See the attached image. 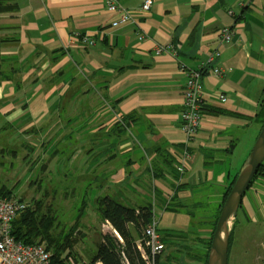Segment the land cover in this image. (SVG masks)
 I'll list each match as a JSON object with an SVG mask.
<instances>
[{
	"label": "crops",
	"instance_id": "1",
	"mask_svg": "<svg viewBox=\"0 0 264 264\" xmlns=\"http://www.w3.org/2000/svg\"><path fill=\"white\" fill-rule=\"evenodd\" d=\"M143 1L119 0L133 22L113 27L119 15L105 0H15L17 9L0 18V37L11 39L2 43L1 53L25 66L18 73L20 88L11 81L0 84V114L29 128L51 123L62 135H88L86 140H93L86 159L89 181L119 185L127 201L134 200L130 203L145 204L160 190L165 199L173 197L177 216L189 203L202 206L206 197L212 210L202 232L208 237L224 192L261 129L255 114L264 99V0H153L148 12L140 9ZM224 29L233 32L230 42L221 37ZM77 33L93 44L79 41ZM169 43L175 55L157 52ZM215 51L220 55L210 64ZM214 66L222 74H215ZM202 67L207 100L200 129L188 139L181 129L183 92L187 72ZM84 76L90 90L73 82ZM70 88L79 94L61 100ZM94 94L106 105L93 101ZM123 116H129L128 126ZM116 122L126 129L115 128ZM95 141H102L101 149ZM186 149L183 175L154 179L149 173L151 162L161 161L166 151L178 159ZM176 185L181 186L175 192ZM256 223L264 225V176L242 198L231 252L238 229L247 236V225Z\"/></svg>",
	"mask_w": 264,
	"mask_h": 264
},
{
	"label": "rangeland",
	"instance_id": "2",
	"mask_svg": "<svg viewBox=\"0 0 264 264\" xmlns=\"http://www.w3.org/2000/svg\"><path fill=\"white\" fill-rule=\"evenodd\" d=\"M87 77H81L82 79L78 81L82 83L83 78ZM91 88L89 82L84 83L83 90H90ZM71 91L66 94V98L71 97ZM92 96L93 101L105 104L106 99L103 100L100 95L94 94ZM2 118L3 116L0 114V186L4 185L14 189L15 197L21 198L27 204V207L39 204L44 214L54 217L56 233L66 232L72 227L77 229L74 236L78 242L74 248L78 260L90 261L97 251V245L103 233H107L113 228L103 226L105 221L96 210L95 199L97 196L109 194L115 200L127 206H137L130 203L134 200L128 202L129 198L123 195L120 186L112 182L107 185L104 183V188L100 185L101 182L89 181L86 159L88 160L87 152L91 146L90 141L93 140H86L89 138L88 135L86 138L82 136L76 138V140H71L70 150H67L70 152L75 148L77 152H72V157H75L74 155L76 157L67 159L71 160L68 162L62 159L59 160V156L51 158L50 152L53 143L57 144L60 150L66 149L64 146L67 145V142H62L63 146L58 144L59 134L53 137L54 132H57L55 124L30 126L29 128V124L9 123ZM51 125L52 127L49 130L38 134V129ZM95 142L101 143L102 141ZM100 143H97L96 149L102 148L103 143ZM98 144H100L99 148ZM32 146L33 148H31ZM68 153L65 156L69 155ZM95 157L97 158L98 155ZM154 194L155 191L151 194L152 204ZM156 198L155 196V200ZM204 199L202 206L189 203L183 210H179L183 213L177 216L173 212L175 210L168 209V212H166L163 206L158 202L156 203L158 210L164 212L161 217L162 228L160 227L162 234L168 237L172 233L176 234L170 237L161 254L160 259L165 264L198 263L194 259L195 253L198 251L201 253L206 247L209 236L204 237L202 229L208 221L206 217L210 216L212 210V206L207 203L206 197ZM83 200L85 207L83 209L84 213L81 215L79 209ZM141 202L143 201H136L137 204ZM186 210L189 213L192 211L194 214L186 213ZM208 210L210 211L208 212ZM201 215L203 217L198 219ZM263 226L258 223L247 225V236L239 229L236 230V242L233 252L228 256V264H264ZM182 234L185 236H182ZM246 237H250L252 245L243 251L250 242L246 241ZM186 249L187 253H185ZM189 253L193 254L190 255ZM246 253L249 257H246ZM169 257L171 259H168ZM70 262H72L71 259Z\"/></svg>",
	"mask_w": 264,
	"mask_h": 264
},
{
	"label": "trees",
	"instance_id": "3",
	"mask_svg": "<svg viewBox=\"0 0 264 264\" xmlns=\"http://www.w3.org/2000/svg\"><path fill=\"white\" fill-rule=\"evenodd\" d=\"M16 9H17V4L15 3V0H0V18L2 15H4L7 12L13 13ZM9 40H11L9 39V37H0V84L3 81H11L14 84V87L18 89L22 86L21 81H19L20 75H18V73L23 72L24 69L23 67L25 66V64L22 65L19 63L16 64L14 58L12 60L2 55L1 53L2 43ZM59 76H60V72L56 73L54 77L51 79V81H53L54 83L59 79ZM76 80L73 82L76 83L80 79H76ZM79 82L81 83V81ZM86 82H88V79L83 78L82 83L79 86H83L84 83ZM69 91L72 92L71 97L66 98V94ZM68 92L62 96L61 100L67 99L70 101V99L74 98L77 94H79L80 90L75 91L70 88ZM203 109H204V105L202 106V110ZM128 118L129 116L121 117L122 122L125 123L126 126H128L127 125ZM255 120L262 127L264 123V99H262V101L260 102L258 110L255 114ZM114 126L115 128L126 129L119 122H116ZM46 128L47 127H41L40 129H38L37 130L38 134L43 133ZM58 134L60 135V140L57 141L58 144L62 145V142H67V145L64 146L66 149L60 150L58 145L53 143L52 150L50 152L51 158H54L55 156L57 158L59 156L60 157L59 160L62 159L69 162L71 160H67V159H73L76 157V155H74L75 157H72V152L75 151V148L70 152L68 151L70 150V145L72 144L71 140L74 139L76 140V138L74 137V134L69 133L67 135H62L60 132L59 133L54 132L53 137H55V135ZM95 140H102V139H95ZM110 140L111 139H108L107 141H109L110 143L113 142ZM117 142H115L114 145L110 144L111 145L110 147H116ZM31 148H33V146ZM92 151L93 149L88 150V152H92ZM66 153H68L69 155L65 156ZM178 160L179 158L177 159V156H174L173 154L168 153L166 151L164 154H162L161 161L153 160L151 162V169L149 173L152 175L154 179L155 178L163 179L165 173L167 174H174V172L178 173L175 167V162ZM160 162L162 163L159 164ZM260 176H264V163L259 168L251 185ZM236 177L228 184L224 192L223 199L215 214L214 220L212 221L211 234L209 235L205 249L201 251V253H199V251L195 253L194 259L198 261V263L196 264H208V254L210 250L213 233L216 227V223L221 208L224 204V201L229 191L231 190L236 180ZM180 186L177 187L176 185L174 187L175 188L174 191L176 192V190ZM157 191L158 192L155 193V196L157 197L156 203L158 202L161 206L163 207L165 206L167 210L177 209L176 205H173L175 203L173 201L174 200L173 197L172 199H170V202H168L167 199H165L161 195L160 190ZM14 194H15L14 189L8 188L7 186L4 185L0 186V197L10 198L12 196H15ZM95 205L97 212L100 214V217L104 221L108 220L110 222L111 226L117 231L120 238L114 233L113 230L107 233H103L102 238L100 239L97 245V251L95 255L92 257V259L89 261V264H96V262L98 261H100L102 264H124L125 261H127L129 264H146L145 259L142 257L141 251L138 249V240L143 237V230L152 217V213H153L152 201L149 200L147 203L142 205L127 206L123 203L118 202L112 196L107 194V195H98L97 198L95 199ZM84 207L85 205L83 200L81 207L79 209V214L82 215L84 213L83 211ZM79 214L78 217L80 216ZM234 227H235V223H234ZM234 229L235 228H233L230 236L228 255L231 253V248L234 238ZM76 231L77 229H74L72 227L66 232L62 231L60 233H56L54 217L48 214H44L41 211L39 204H37L36 206H32V207L28 206L26 210L20 213V215L13 222L12 233L17 240L22 241L24 243H38V242L45 243L48 250L52 254V258H51L52 264H71L70 259L72 260V263L79 261L77 257V252L74 248V246L78 242L76 237L74 236ZM170 235H171L170 237H173L176 234L172 233ZM182 236L185 235L182 234ZM170 237L163 235V241L165 244H167ZM187 252L188 251L186 249L185 253ZM64 254H66L65 259L63 258ZM160 257L161 255L158 256V262L161 264H165L164 262H162ZM168 259H171V257H169Z\"/></svg>",
	"mask_w": 264,
	"mask_h": 264
},
{
	"label": "built area",
	"instance_id": "4",
	"mask_svg": "<svg viewBox=\"0 0 264 264\" xmlns=\"http://www.w3.org/2000/svg\"><path fill=\"white\" fill-rule=\"evenodd\" d=\"M107 9L111 12L117 13L119 18L113 21L112 26L118 27L120 25L133 22L131 13L124 9L119 3V0H105ZM153 4V0H144L140 5V9L148 12ZM221 37L224 42H230L233 37V32L229 29H224L221 32ZM75 38L85 44H93V41L88 39L86 35L75 34ZM140 39L143 35L140 34ZM163 51H170L176 54L173 46L169 43L166 46H161L157 49L158 53ZM220 55L219 51L212 53L208 61L213 63L214 59ZM212 71L215 74H222V70L214 66ZM205 68L190 70L187 72V81L183 92V109L181 112V129L187 135L188 139L196 136L200 129L201 119L203 115L202 106L207 100L203 95L202 74ZM218 100L221 103H227V97L220 94ZM187 149L183 151V155L175 162V167L180 175L186 172L187 168ZM170 199L167 200L170 202ZM153 213L150 221L143 230V237L138 240V249L142 253L146 264H161L158 262V256L162 254L166 244L163 241V234L160 230V213L153 195ZM27 204L21 198L12 196L0 197V264H52V254L48 250L45 243H24L17 240L13 233L14 220L26 210ZM163 209H166L165 206ZM103 226L106 228L112 227L110 222L106 220ZM114 233L120 238L117 231L112 228ZM66 254L63 255L65 259ZM71 264H89V261L79 260ZM96 264H102L100 261ZM124 264H129L127 261Z\"/></svg>",
	"mask_w": 264,
	"mask_h": 264
},
{
	"label": "water",
	"instance_id": "5",
	"mask_svg": "<svg viewBox=\"0 0 264 264\" xmlns=\"http://www.w3.org/2000/svg\"><path fill=\"white\" fill-rule=\"evenodd\" d=\"M264 163V123L251 154L244 162L221 208L213 233L208 264H228L229 243L235 219L246 191Z\"/></svg>",
	"mask_w": 264,
	"mask_h": 264
}]
</instances>
